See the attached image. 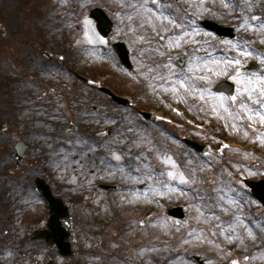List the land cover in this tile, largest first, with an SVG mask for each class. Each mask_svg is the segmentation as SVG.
Instances as JSON below:
<instances>
[{
    "label": "rangeland",
    "instance_id": "1",
    "mask_svg": "<svg viewBox=\"0 0 264 264\" xmlns=\"http://www.w3.org/2000/svg\"><path fill=\"white\" fill-rule=\"evenodd\" d=\"M128 1L130 5L140 2V0ZM147 1L156 3L160 12L164 10L163 16L146 8L147 15L151 12L156 16V23H152L150 17V22L147 21L148 26L154 30L142 35L138 34L137 37L144 38L141 41H131L128 34L131 32L127 30V25L129 9L132 6L126 8L125 4L122 8L123 5L119 0H0V4L7 9L4 14L0 13L3 26L4 19L7 20L5 15L10 14L12 18L14 13H16L14 17L23 15L26 22L14 21L20 33H30L28 30L31 21L39 22L43 18L46 21L49 20L51 16L47 18L48 8L55 7L58 17H66V21L72 22V29L66 32V44L73 43L74 46L83 44L90 49L82 58L84 74L93 76L92 69L95 68L98 69L100 76L110 73L112 77L100 84L109 85L116 92L128 95L133 103L129 107H123L97 90L90 92L87 86H82L83 88L78 86L73 93L69 91L70 96L65 99V103L60 104L58 102L60 98L51 96L53 103L45 104L54 105L52 114L63 119V116L59 115V107L63 108L66 105L70 108L73 105L71 103L76 104L82 101L87 91L91 93L87 95L88 97L97 100L95 103L110 102V108L117 123L112 129L114 138L118 140L117 146L114 147L110 142L105 143L106 149L114 148L115 150V163L110 166H115L116 169L123 168L125 162L129 160L128 167L138 172L141 171V166L146 167L148 171L155 170L159 176L157 185L160 186L159 183L162 182L160 195L164 198L172 193L160 203L155 212H150L148 210L150 207L143 201L130 200L128 193H120L119 189L113 192L106 191L105 195H100L105 202L114 203L113 211L96 215L91 203L84 205L81 233L76 234L79 237L75 238L77 242L74 243V248L77 250L76 258L80 264H149L150 260L137 251L143 241L147 240L146 242L161 245L157 248L163 250L160 257L154 253L152 264H197L189 258L195 253L206 255L210 263L222 264L233 259L239 260L240 250L244 247L238 245L240 238L236 227L242 220L235 221L232 226H223V223L226 219L232 221L231 217L235 220L236 215L241 213L243 204L254 202L253 198L242 189L244 184L237 178V174L243 170L248 176L264 175V161L256 160L248 154L241 155L239 151L231 149L233 147L227 146L219 136H225L228 142L244 141L246 146L252 148L253 144L250 141L253 142L256 138L253 125L259 123L261 127H264V111H261L264 109L262 99L264 92L260 90L264 88V80L259 79L264 77V0H257V7L261 9V14L251 12L245 15L239 20L236 35L221 39L210 30H202L186 23L185 28L182 27L180 17L183 15L182 19L189 20L190 16L185 15V12L170 0ZM212 1L223 3V5L228 4L225 0ZM161 4L164 6L161 7ZM97 6L106 8L115 20L114 32L108 39L98 33L95 21L89 17L90 9ZM41 10L46 14L42 15ZM227 11L232 13L230 8ZM136 17L139 18V13ZM191 21L197 22L196 18ZM252 29L255 30L254 33ZM169 30L174 33L186 31L188 39L175 44L171 39L175 35L166 34ZM38 32L49 34L46 27L38 29ZM194 36L200 38L205 54L204 59L190 63L187 61V56L178 50L183 49L191 40L194 41ZM49 37L47 46L51 49H57L55 47L64 43L63 37L59 39L60 36H58L56 39L50 34ZM119 39L128 41L131 48L135 65L134 75L121 67L119 58L112 49L111 43ZM153 40L162 41L159 44L167 46V50L163 53V58L169 61L166 70H160V65L157 66L147 56L146 48L152 45ZM91 50L99 52L100 57L97 60H93ZM253 59L263 64L261 70L247 74L241 73V67ZM236 60L240 61L239 64L234 63ZM68 66L71 67L73 64L69 63ZM197 69L202 74L200 80L202 88L195 99L191 90L181 85L179 79H183L187 72ZM223 79L236 83L235 100L225 93L221 97V93L215 90V85ZM68 84L71 85L72 82ZM251 85H259V92L250 88ZM170 92L176 93L175 100L178 105L171 101L172 98L168 94ZM38 108L40 107L36 104L33 109L34 117L36 110H43ZM149 109L159 112L163 122L145 120L140 115V110ZM52 114L48 121L51 126L54 124ZM3 117L6 116L0 115V118ZM224 119L226 127L222 129ZM72 121L76 122L78 130L83 129L81 120L75 121V118H72ZM112 121L106 120L103 124ZM11 132L10 128L9 133ZM99 135L104 136V132L99 131ZM183 137L207 142L213 152L197 153L182 141ZM259 147L264 148V145ZM220 152L223 153L222 156H219ZM117 155L120 156L119 160L116 159ZM143 157L147 158V162L142 161ZM168 158L174 163H168ZM36 165L38 167L39 164L36 163ZM122 170L126 171H121L120 175L124 177L119 176L120 181L128 182L132 189L134 178L131 172L125 167ZM169 172H176L177 177L173 179L168 175ZM179 173H183L188 178V183L180 181ZM115 175L116 177L110 179L117 181V174ZM98 177L102 180L107 179ZM86 193L87 191L82 188L78 189L73 196L79 197ZM218 193L224 196V202H222L223 196L216 195ZM70 195L72 196L69 193ZM213 198L216 200L215 203L210 201ZM125 199L129 201L126 202ZM176 204H183L186 207L185 220L172 219L166 215L167 208ZM72 209H74V216L79 213L75 206ZM155 214L160 221H157V225L152 220ZM213 216L217 217L216 220L212 219ZM139 219H142L145 226L139 228ZM221 221H223L222 224ZM239 234L240 237H247ZM220 236L224 238L226 244L228 243L226 249ZM164 253L169 257L165 262ZM140 256L143 258H139Z\"/></svg>",
    "mask_w": 264,
    "mask_h": 264
},
{
    "label": "flooded vegetation",
    "instance_id": "2",
    "mask_svg": "<svg viewBox=\"0 0 264 264\" xmlns=\"http://www.w3.org/2000/svg\"><path fill=\"white\" fill-rule=\"evenodd\" d=\"M187 2V6L181 5L184 11L191 10L192 14L202 17L205 14L220 16L221 8L217 5L202 0ZM232 11H240L239 5L235 4ZM224 13L226 20L232 18ZM6 18L4 26L0 25V115L6 116L10 123L0 131V264H73L77 260H70L57 244L49 245L45 239L35 242L32 238L35 229L47 227L50 215L49 202L39 188L38 178H45L55 195L65 200L67 195L66 182L60 180L51 165L56 161L48 155V148L35 140V125L36 114L49 107L45 104L49 102L48 97L54 94L64 98L66 95L60 91L68 89L73 93L77 90L79 84L72 70L82 69L83 50L58 47L53 56L46 34L37 32L35 27H29L30 33H20L15 27V18ZM142 19L143 16L141 28ZM69 63L73 66L69 67ZM36 104L43 110H36L34 117ZM71 104L77 111V103ZM105 119L113 120L114 116L108 113L106 117L96 116L93 120L98 123ZM96 147L95 139L89 142L79 139L78 143L70 145L62 140L59 154L67 157L74 153L80 167L88 161L94 168L98 163L94 155ZM261 207L259 203L253 204V214L247 213L244 223L238 226L239 232L255 238L258 244L256 250L245 257V264H264V248L260 249V243L264 245V208ZM258 210L261 215L257 214ZM76 215V222H79ZM61 221L68 228V220L63 217Z\"/></svg>",
    "mask_w": 264,
    "mask_h": 264
},
{
    "label": "bare ground",
    "instance_id": "3",
    "mask_svg": "<svg viewBox=\"0 0 264 264\" xmlns=\"http://www.w3.org/2000/svg\"><path fill=\"white\" fill-rule=\"evenodd\" d=\"M119 1L123 5L122 8L127 3L126 0H119ZM1 9H3L5 12L7 11L6 7L2 4H0V10ZM47 11H48V17L47 18H49L51 16L49 20L46 21L43 18L39 22L35 21V22L31 23L29 26L31 28L38 27V26L44 27V28L46 27V28H48L50 34L54 35L55 37H58V36L61 37L62 33L67 32L68 30L72 29V22H67L64 18L58 17L56 14V9L48 8ZM40 12L42 15L46 14V12L43 10H41ZM23 18H24L23 15L19 14V15H16L15 20L17 22L18 21L21 22L22 20L24 21ZM252 30H253L252 32L254 33L255 30L254 29H252ZM195 36H197V35H195ZM194 37H193L194 41L191 40L190 44L188 46L181 49L183 51V53L187 56V61L190 63H194L196 60L197 61L202 60V58L204 59V57H203L204 56L203 55L204 50H203V47H201V40L199 37H195V38ZM171 39H172L173 43L178 44L180 42H183L184 40H187V34L186 33H180V34L173 36ZM168 41H169V39H168ZM166 47H167L166 45H156V46H153V47H150L147 49V53L149 54L148 57L150 58V60L160 64V67H161L160 70L161 69L166 70V68L168 67V65H167L168 62L162 57L163 53L167 50ZM94 56H96V54H94ZM193 69L194 68H192V70ZM201 75L202 74H200L199 69L191 71V72H187V74H186V76L190 77V79H186L185 83L188 84V88L193 93V97L195 99L199 95V92L201 91V88H202L201 84H200ZM250 88L258 91L257 86L251 85ZM168 94L172 98L171 101L175 102L174 104L178 105L177 101L175 100V98H177L176 93L170 92ZM222 122H223V124H222L223 127H226L224 124L225 119ZM142 161L147 162V158L143 157ZM129 163H130L129 160L126 161L124 164V167H125V169H127V171L131 172L132 178H134V180L132 181V184H133L132 190L128 193L130 200H134V202L143 201L149 207H154V206H156V204H157L156 201L158 199H166L167 197H169L172 194V193H170L167 197L163 198V196L160 195L161 194L160 189L162 190V187H159L153 183V180L154 181L156 180V174L151 170L148 171L146 169V167H143L141 165H140L141 171L138 172L134 168H132L130 166L128 167ZM51 165L58 172V176H59L61 181L66 182L67 185H74L76 183V181H77L76 170L74 169L73 171H71L72 172L71 174H69L68 172L64 173L65 170H63L64 168H69L72 165H74V161L70 160L69 156L65 157L63 162L56 161L55 164H51ZM123 168L117 167V169H116L115 167H110V166L104 165L102 167L101 171H114L118 176L124 177V175H120L121 171H126V170H122ZM95 172H97V170L92 168L89 165L88 161H86L81 166V169H80V175L85 177V178H89ZM134 185H136V186L134 187ZM161 185H162V183H161ZM141 190H143V191H141ZM167 193H169V192H167ZM216 195L221 196V197L223 196L220 193H218ZM210 201H211V203H215L216 200H214V198H213V199H210ZM222 202H224V196H223ZM216 218H217L216 216L212 217L213 220H216ZM139 253L143 257L145 255L147 257V259L150 260L149 264H152L153 263L152 258L154 256V253H156V256L160 257V256H162L163 250L160 249L159 247L157 248L156 245H149V246H145ZM142 256H140L139 258H143ZM163 256L165 257L164 262L166 259H169L168 255L166 253H164ZM153 261H155V260L153 259Z\"/></svg>",
    "mask_w": 264,
    "mask_h": 264
},
{
    "label": "water",
    "instance_id": "4",
    "mask_svg": "<svg viewBox=\"0 0 264 264\" xmlns=\"http://www.w3.org/2000/svg\"><path fill=\"white\" fill-rule=\"evenodd\" d=\"M91 15L98 21V28L100 30V32L103 35H109V33L112 31V28L114 26V22L113 20L107 15V13L105 12L104 9L102 8H95L92 10ZM219 34L221 35H232L231 30L228 31H223V30H218ZM115 47L117 48V50L119 51L122 60L125 64H127L128 66H132L130 59H129V52L125 46V44L123 42H119L115 45ZM260 64L257 63L256 61H252L250 63V65L246 68H243V71H248L249 69H254V68H259ZM218 89L220 90H227L230 93H233L235 91V84L228 82V81H223L222 83H220L218 85ZM109 91V90H108ZM111 92V91H109ZM114 97L117 101L128 104L127 99L123 98V97H119L117 95L114 94ZM147 117H152L149 115V113H146ZM190 145L194 146L197 150L199 151H204L206 150L205 146L200 145L197 141L194 140H190V139H185ZM249 184H251V186L255 189L256 187H260L261 186V190L258 193L259 197L261 199H263L264 201V184H261L262 182H255L252 180L248 181ZM171 214L175 215V216H180L183 217L184 213L183 210L181 208H175L173 210L170 211ZM194 259H196L200 264H205L204 260L205 258L202 256H194Z\"/></svg>",
    "mask_w": 264,
    "mask_h": 264
},
{
    "label": "snow or ice",
    "instance_id": "5",
    "mask_svg": "<svg viewBox=\"0 0 264 264\" xmlns=\"http://www.w3.org/2000/svg\"><path fill=\"white\" fill-rule=\"evenodd\" d=\"M104 42L107 43V41H104ZM245 55H248V53H245ZM239 62H240L239 60L234 61V63H237V64H239ZM186 79H190V77L185 76L183 79H179V83H180L181 85H183L185 88H188V84L185 83V80H186ZM233 79H236V77H233ZM259 79L264 80V77H260ZM257 87H259V85H257ZM260 90H261L262 92H264V88H261ZM220 95H221V97H222V96H223V93H221ZM249 95H251V93H249ZM231 99L235 100L236 97L233 96V97H231ZM261 111H264V109H261ZM116 159L119 160V159H120V156L117 155V156H116ZM167 162H168V163H174V161H172L170 158H168V161H167ZM168 175H169V176H172L173 179H175V178L177 177V173H176V172H169ZM179 179H180V181H181L182 183H188V178H187L183 173H179ZM236 264H238V262H236Z\"/></svg>",
    "mask_w": 264,
    "mask_h": 264
}]
</instances>
